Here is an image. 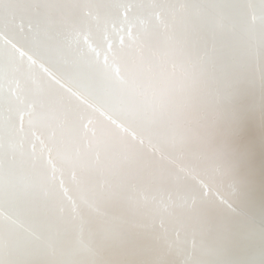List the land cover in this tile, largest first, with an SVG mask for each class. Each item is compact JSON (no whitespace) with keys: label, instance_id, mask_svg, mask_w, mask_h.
<instances>
[{"label":"bare ground","instance_id":"6f19581e","mask_svg":"<svg viewBox=\"0 0 264 264\" xmlns=\"http://www.w3.org/2000/svg\"><path fill=\"white\" fill-rule=\"evenodd\" d=\"M0 264H264V0H0Z\"/></svg>","mask_w":264,"mask_h":264}]
</instances>
